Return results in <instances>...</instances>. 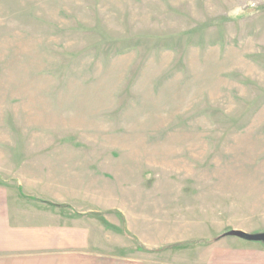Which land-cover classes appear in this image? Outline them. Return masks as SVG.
I'll use <instances>...</instances> for the list:
<instances>
[{
  "label": "rangeland",
  "instance_id": "374dc122",
  "mask_svg": "<svg viewBox=\"0 0 264 264\" xmlns=\"http://www.w3.org/2000/svg\"><path fill=\"white\" fill-rule=\"evenodd\" d=\"M0 182L113 263L264 264V0H0Z\"/></svg>",
  "mask_w": 264,
  "mask_h": 264
},
{
  "label": "crops",
  "instance_id": "0c3cea01",
  "mask_svg": "<svg viewBox=\"0 0 264 264\" xmlns=\"http://www.w3.org/2000/svg\"><path fill=\"white\" fill-rule=\"evenodd\" d=\"M3 184L0 182V264H33L35 259L30 256L35 251L42 260L35 264H51L50 259L57 264H129L123 262L124 255L113 263L112 256L98 250V223L87 220L68 225L63 217L56 225L34 224L33 199L23 195L20 184L16 190L12 184L11 188ZM102 260L109 263H99Z\"/></svg>",
  "mask_w": 264,
  "mask_h": 264
},
{
  "label": "water",
  "instance_id": "95a60500",
  "mask_svg": "<svg viewBox=\"0 0 264 264\" xmlns=\"http://www.w3.org/2000/svg\"><path fill=\"white\" fill-rule=\"evenodd\" d=\"M242 236L247 240L264 242V233L259 235H249L242 233Z\"/></svg>",
  "mask_w": 264,
  "mask_h": 264
}]
</instances>
